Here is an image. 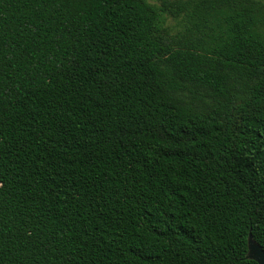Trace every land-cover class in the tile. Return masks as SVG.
Returning a JSON list of instances; mask_svg holds the SVG:
<instances>
[{
	"label": "trees",
	"instance_id": "1",
	"mask_svg": "<svg viewBox=\"0 0 264 264\" xmlns=\"http://www.w3.org/2000/svg\"><path fill=\"white\" fill-rule=\"evenodd\" d=\"M264 0H0V264H257Z\"/></svg>",
	"mask_w": 264,
	"mask_h": 264
},
{
	"label": "water",
	"instance_id": "2",
	"mask_svg": "<svg viewBox=\"0 0 264 264\" xmlns=\"http://www.w3.org/2000/svg\"><path fill=\"white\" fill-rule=\"evenodd\" d=\"M249 258L255 260L257 264H264V248L253 237L252 233L248 236V255Z\"/></svg>",
	"mask_w": 264,
	"mask_h": 264
}]
</instances>
